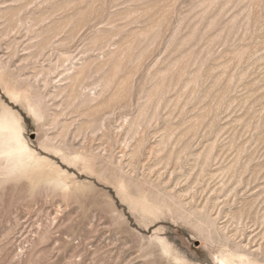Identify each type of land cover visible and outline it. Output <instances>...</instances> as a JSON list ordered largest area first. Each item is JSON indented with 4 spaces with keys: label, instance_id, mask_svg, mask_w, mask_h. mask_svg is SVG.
<instances>
[{
    "label": "rangeland",
    "instance_id": "rangeland-1",
    "mask_svg": "<svg viewBox=\"0 0 264 264\" xmlns=\"http://www.w3.org/2000/svg\"><path fill=\"white\" fill-rule=\"evenodd\" d=\"M0 264H264V0H0Z\"/></svg>",
    "mask_w": 264,
    "mask_h": 264
},
{
    "label": "bare ground",
    "instance_id": "bare-ground-1",
    "mask_svg": "<svg viewBox=\"0 0 264 264\" xmlns=\"http://www.w3.org/2000/svg\"><path fill=\"white\" fill-rule=\"evenodd\" d=\"M3 130H5L6 134H7V139H6L7 142H5L7 149L3 150V148H4L3 147L1 150L4 153L10 155L12 153V151L14 150V145H15V141H16V139H14L15 136H13V134L15 133V129L13 126H8V125L2 126V127L0 126V131H3Z\"/></svg>",
    "mask_w": 264,
    "mask_h": 264
}]
</instances>
